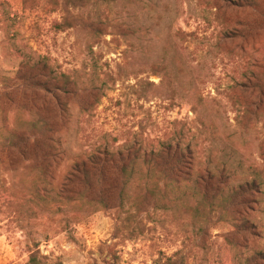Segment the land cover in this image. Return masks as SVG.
Returning a JSON list of instances; mask_svg holds the SVG:
<instances>
[{
	"label": "rangeland",
	"instance_id": "obj_1",
	"mask_svg": "<svg viewBox=\"0 0 264 264\" xmlns=\"http://www.w3.org/2000/svg\"><path fill=\"white\" fill-rule=\"evenodd\" d=\"M0 103L61 142L49 170L0 149V264H264V0H0ZM168 145L173 175L137 164L121 204L116 168ZM104 150L107 183L57 197Z\"/></svg>",
	"mask_w": 264,
	"mask_h": 264
},
{
	"label": "trees",
	"instance_id": "obj_2",
	"mask_svg": "<svg viewBox=\"0 0 264 264\" xmlns=\"http://www.w3.org/2000/svg\"><path fill=\"white\" fill-rule=\"evenodd\" d=\"M82 2V0H80ZM18 83L15 87L17 91H21L24 95L28 93H33L34 96L42 98L45 102L46 97L42 94L47 92L43 84L40 83L37 79L31 77L26 78L19 77L17 78ZM64 86L72 85V80L69 76H63ZM12 91L5 93L3 96L5 98L10 97L13 94ZM43 102V103H44ZM45 105L36 106L35 109L43 110ZM0 109L1 103H0ZM27 111V107H22L19 109L20 113ZM31 112V111H30ZM40 112V111H38ZM36 117V118H34ZM33 118H19L14 123L9 125V128L6 127L7 131L2 125H0V149L7 150L9 152L15 153L18 158L23 159L25 162L29 161L30 153H37L36 160H39L40 163L44 165L45 170H49L53 165H56L59 161L60 153L58 148L61 145L57 139H54V136L59 134V131L53 128L51 124L49 126L48 120L42 117V114H38ZM2 130L6 132L3 133ZM162 150L159 152L146 153L140 156L130 155V162L127 166L122 164L116 168L117 176H115V181L122 184L120 192L118 194V200L121 204L124 203L125 199L129 198L128 185L136 178L135 175L141 173L136 167L137 164H144L148 166V169L144 175L137 177L138 180L135 183H140L142 181H149L154 177L155 169L151 165L158 167H164L166 170H162V177L165 179L170 175H173V163L175 155L172 154V146L168 145L162 147ZM117 157L119 162H125V155L122 151L116 152V156L109 153V151L104 150L102 153L98 154H89L88 157L83 161H76L74 165L70 168L68 173L65 174L63 178V183L57 197H61L63 200L68 203L71 202L70 194L75 195L78 193H72L69 190L72 186L83 184L86 188L91 187V185H105L107 179L109 178V170L106 168L108 164H113L114 158ZM20 159L19 163L22 162ZM18 162V161H17ZM176 165L181 164V160H176ZM175 164V163H174ZM151 166V167H149ZM20 168L17 169L19 171ZM187 175V173H185ZM199 181H202V176H198ZM51 185V184H50ZM114 185V184H113ZM148 190V189H147ZM146 191V190H145ZM106 190L101 189L100 194H105ZM147 192V191H146ZM152 196H156L155 193L150 192ZM80 196L84 199L85 194L81 193ZM103 196V195H102ZM97 197L95 196L94 199ZM45 208H51L49 202L46 201ZM28 264H43L42 258L38 255L37 252L32 251L30 254ZM170 264V263H169Z\"/></svg>",
	"mask_w": 264,
	"mask_h": 264
}]
</instances>
